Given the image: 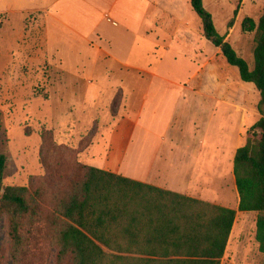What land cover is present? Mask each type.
Here are the masks:
<instances>
[{
  "label": "rangeland",
  "instance_id": "1",
  "mask_svg": "<svg viewBox=\"0 0 264 264\" xmlns=\"http://www.w3.org/2000/svg\"><path fill=\"white\" fill-rule=\"evenodd\" d=\"M149 1H162L165 11L160 12ZM161 1L115 0L112 9L99 1L102 8L89 23L71 20L77 29L91 33L88 42L75 43L71 37L74 34L59 23L61 36L51 38L45 46L39 36L40 22L32 27L30 36L22 37L23 26L33 21L34 14L25 16L23 26L14 18L0 29V153L6 156L4 185L36 187L45 183L54 190L64 183L73 151L66 147L45 151L43 127L53 130L57 144L74 147L80 143L79 149L90 144L81 154L83 161L132 178L147 169L159 144L157 136L162 134H174V140L190 142L188 137L195 132V141L204 137L209 140V154L225 148L229 161V151L235 155L247 137L255 139L250 129L259 118V91L255 85L243 81L237 67L228 64L220 49L203 36L200 18L190 0H179L178 20L169 18L168 13L173 11L165 0ZM204 5L212 13L219 33L252 68L255 31H244L242 21L245 17L258 21L264 0H204ZM78 15L79 12L73 18ZM6 18L0 15V26ZM179 20L188 23L186 30L192 32L194 51L185 45L188 42H169ZM105 40L111 43L105 44ZM100 47L113 57L99 56ZM157 73L182 83L193 73V94L204 103L194 107L192 123V104L187 108L178 105L173 112L172 89L170 93L149 90L160 80L153 76ZM145 95L150 98L146 100ZM140 110V125L153 132L137 129L124 151L123 136L129 133L131 121ZM218 160L221 162V157ZM51 163L53 167L49 168ZM237 217L221 264H264V253L256 240L257 212H239ZM37 261L34 264H39ZM0 264H13L7 218L1 211ZM42 264H54L52 257Z\"/></svg>",
  "mask_w": 264,
  "mask_h": 264
},
{
  "label": "trees",
  "instance_id": "2",
  "mask_svg": "<svg viewBox=\"0 0 264 264\" xmlns=\"http://www.w3.org/2000/svg\"><path fill=\"white\" fill-rule=\"evenodd\" d=\"M190 4L203 36L259 91V118L250 128L255 139L247 137L234 155L238 208L94 167L81 159L90 144H57L53 130L43 127L45 151H73L70 171L56 189L4 185L6 156L0 153V211L13 264L51 257L54 264H221L238 211L257 212L256 240L264 253V6L258 21H242L244 31H255L251 68L219 33L204 0Z\"/></svg>",
  "mask_w": 264,
  "mask_h": 264
},
{
  "label": "crops",
  "instance_id": "3",
  "mask_svg": "<svg viewBox=\"0 0 264 264\" xmlns=\"http://www.w3.org/2000/svg\"><path fill=\"white\" fill-rule=\"evenodd\" d=\"M99 1L101 4H107L106 6L111 9L115 5V0H0V15L3 14L7 17L5 23L0 26V29L4 28L5 24L7 22H11L14 18H17L19 23L21 25L23 23L24 25L25 23L22 21L23 19L25 20V16L30 17L34 14L35 18H33V21L26 22V26L22 25V37L26 38L30 36L32 27L35 26L36 22H40L41 26L39 36L41 37V43L45 46L46 43L51 42V38H58L61 36L62 33L58 30L61 29V27L57 25V23H59L68 28L74 34L71 37L76 41L75 43H80L81 40L88 42L90 41L91 33L77 29V27L73 26L71 20L74 19L84 24L89 23L91 18L94 17V15L102 8L99 6L101 5L99 4ZM164 2H166L169 9H172L173 11L168 13L170 16L169 18H172L173 16L174 20H178L179 17L177 13L179 10V0H165ZM161 3L157 4L156 2H150L152 5L155 4L156 9L160 12L163 10L165 11ZM105 5L103 6L105 7ZM78 12V18H73ZM153 16L154 15L150 16V18H153ZM144 18H146V14ZM187 27L188 23H183L179 20V24L174 27V37L172 38L171 36L169 42L171 45L179 44L180 42H188L185 43V45L190 47V50L194 51L195 49L191 45L193 39L192 32L190 30H186ZM93 31H95V33L97 31L96 22L94 24ZM109 43H111L110 40H105V44ZM166 49L169 50L170 48L167 47ZM98 54L99 56L107 55L113 57L108 50L103 49L102 47H100ZM153 76L154 78H160V80L158 83L151 84L149 90H154L156 93H170L172 89L175 99L173 112L174 107L177 108L178 105H182V107L185 106L184 108H187L186 106H190L189 103L192 104L190 107L192 108V123V118L195 112L194 107L197 106L199 102H201L200 105H203L204 103L193 94L196 89L191 83L192 77L190 76L184 83H182L177 79L158 75V73ZM164 81H167L168 83H163ZM147 98L149 99L150 95H145L146 100ZM141 114L142 110L138 112L136 119L131 121L132 124L129 128V133L126 136H123L125 140H123L121 146L124 151H126L129 147V143L131 142L135 131L137 129H144V127L140 125ZM144 130H148L147 133L153 132L149 127ZM168 131L169 129L166 126L165 132L167 133ZM157 134H159V132ZM167 135L162 134L157 136L159 144L148 162L149 166L142 172L141 176L133 178L181 194L198 197L213 203H219L223 206L237 209L239 204V194L236 189L235 178L233 175V152H228L229 154L231 153V161H229V157L226 158L227 151L225 148L217 154H209V140L204 137L201 140L198 139L195 141V132L194 135L192 134V137H188L190 142L174 140V134ZM220 157L221 162L219 160L216 161V159ZM92 166L98 167L94 164ZM108 171L113 172L112 170ZM122 175L126 176V174ZM211 195H215L216 198H209ZM228 196L229 200H227ZM239 212L241 211L237 212V216ZM237 216L236 218H238Z\"/></svg>",
  "mask_w": 264,
  "mask_h": 264
}]
</instances>
